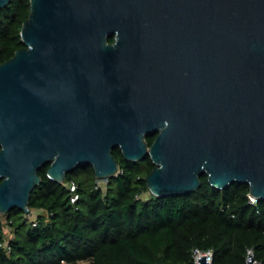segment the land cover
I'll return each mask as SVG.
<instances>
[{"label":"water","instance_id":"water-1","mask_svg":"<svg viewBox=\"0 0 264 264\" xmlns=\"http://www.w3.org/2000/svg\"><path fill=\"white\" fill-rule=\"evenodd\" d=\"M21 36L0 64L2 215L31 212L46 165L59 183L119 175L117 148L151 157L156 197L206 174L264 200V0H31Z\"/></svg>","mask_w":264,"mask_h":264},{"label":"trees","instance_id":"trees-1","mask_svg":"<svg viewBox=\"0 0 264 264\" xmlns=\"http://www.w3.org/2000/svg\"><path fill=\"white\" fill-rule=\"evenodd\" d=\"M30 12L31 0H11L0 9V64L24 47L21 31ZM155 137L147 136L150 145ZM114 155L120 173L105 189H96L92 165L82 167L81 180L69 174L63 183L50 179L44 166L29 207L46 214L33 226L24 211H10L15 235L6 247L0 213V264H195L197 250L212 251L213 264H247L251 252L264 264V200L252 201L249 184L217 189L205 174L197 191L160 198L146 181L155 167L150 156L128 161L120 148ZM71 180L80 193L76 204Z\"/></svg>","mask_w":264,"mask_h":264},{"label":"built area","instance_id":"built-area-1","mask_svg":"<svg viewBox=\"0 0 264 264\" xmlns=\"http://www.w3.org/2000/svg\"><path fill=\"white\" fill-rule=\"evenodd\" d=\"M108 180L109 179H97V182H96V189H105L107 187V184H108ZM68 185V188L70 190V193H71V201L73 204H76L79 199H80V193L78 191V184L75 180H71L67 183ZM252 198V201L255 202L256 200L251 196ZM32 223L33 226H37V219L36 220H33V221H30ZM8 239L5 241V246L8 247ZM206 254L208 256V259L210 262L213 261V252L212 251H208L206 253H203L201 252L200 250H197L195 252V264H200V257L202 255ZM63 263H65V261H63ZM260 264V263H259Z\"/></svg>","mask_w":264,"mask_h":264},{"label":"rangeland","instance_id":"rangeland-1","mask_svg":"<svg viewBox=\"0 0 264 264\" xmlns=\"http://www.w3.org/2000/svg\"><path fill=\"white\" fill-rule=\"evenodd\" d=\"M81 170H82V168H79V169L75 170L74 172H72L71 175H73V177L75 179L81 180L83 177ZM146 195L148 196L149 194L147 193ZM41 214H46V212L44 210H41V209H32L29 214H25V218L28 219L29 223H31L30 221L36 220L38 218V216ZM3 216H4V222H5L6 235H7L8 240H10V239L14 238L15 233H14V230L11 228V226L7 223L6 215H3ZM20 218H22V217H18L17 220L21 221Z\"/></svg>","mask_w":264,"mask_h":264},{"label":"flooded vegetation","instance_id":"flooded-vegetation-1","mask_svg":"<svg viewBox=\"0 0 264 264\" xmlns=\"http://www.w3.org/2000/svg\"><path fill=\"white\" fill-rule=\"evenodd\" d=\"M50 166V165H49Z\"/></svg>","mask_w":264,"mask_h":264}]
</instances>
